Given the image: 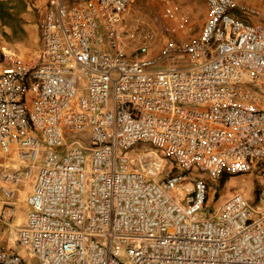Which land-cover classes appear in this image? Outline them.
<instances>
[{"label": "built area", "instance_id": "1", "mask_svg": "<svg viewBox=\"0 0 264 264\" xmlns=\"http://www.w3.org/2000/svg\"><path fill=\"white\" fill-rule=\"evenodd\" d=\"M38 1L37 56L1 50L0 264H264V183L199 217L209 182L264 180V0H202L188 41L158 0L160 47L122 30L135 0Z\"/></svg>", "mask_w": 264, "mask_h": 264}, {"label": "rangeland", "instance_id": "2", "mask_svg": "<svg viewBox=\"0 0 264 264\" xmlns=\"http://www.w3.org/2000/svg\"><path fill=\"white\" fill-rule=\"evenodd\" d=\"M7 4L9 14L5 23L0 20V67L2 62V48L15 50L21 57L31 60L37 56L40 49V39L37 22L39 17L40 2L38 0H0ZM182 6L191 11L192 23L184 34V39L175 37L177 41H188L197 37L201 29L206 12L201 0H177ZM249 1V0H248ZM161 7L157 0H135L124 18V29L131 30L142 22L150 24L157 35L156 45L162 46L173 39L167 36V24H161L159 13ZM233 15L245 17L244 14L235 11ZM193 36V37H192ZM191 37V38H190ZM8 169L16 168L13 157L6 160ZM2 168L0 164V169ZM219 182H209V203L199 212L200 218H208L214 213L215 207L235 193L243 194L249 201L256 203V190L264 183L259 173L245 176H225ZM26 187L20 188V191ZM30 192L27 189L21 193L16 202L14 225L22 226L25 220V198ZM87 200V196H86ZM14 236L9 235V228L0 226V245L13 246ZM13 248V247H12ZM17 253L24 257L26 250L17 249ZM127 262V261H126Z\"/></svg>", "mask_w": 264, "mask_h": 264}, {"label": "trees", "instance_id": "3", "mask_svg": "<svg viewBox=\"0 0 264 264\" xmlns=\"http://www.w3.org/2000/svg\"><path fill=\"white\" fill-rule=\"evenodd\" d=\"M9 14V8L7 7V4L3 1H0V20L5 23L6 17ZM223 177L221 180H224Z\"/></svg>", "mask_w": 264, "mask_h": 264}, {"label": "crops", "instance_id": "4", "mask_svg": "<svg viewBox=\"0 0 264 264\" xmlns=\"http://www.w3.org/2000/svg\"><path fill=\"white\" fill-rule=\"evenodd\" d=\"M158 1V0H157ZM202 1V0H201ZM135 2V1H134ZM159 3V2H158ZM177 3H179L178 1H177ZM180 4V3H179ZM202 4H203V6H204V9H205V5H204V3L202 2ZM181 5V4H180ZM189 10V9H188ZM190 11V10H189ZM205 12H206V10H205ZM190 13H191V11H190ZM205 18H206V16H205ZM205 20V19H204ZM191 23H192V21H191ZM204 23V22H203ZM203 25V24H202ZM124 26H125V24H124V20H123V22H122V24H121V28H122V30H124V31H128V29L127 30H125L124 29ZM201 28H202V26H201ZM201 30V29H200ZM186 32V31H185ZM185 32H181L180 34H178L177 35V37H180V39L181 38H183L184 39V34H185ZM38 34H39V32H38ZM200 34V31L198 32V34H196L197 36ZM193 37V36H192ZM191 38V37H190ZM0 200H3V196L2 195H0ZM1 208H2V204H0V210H1ZM0 226H3L1 223H0Z\"/></svg>", "mask_w": 264, "mask_h": 264}]
</instances>
